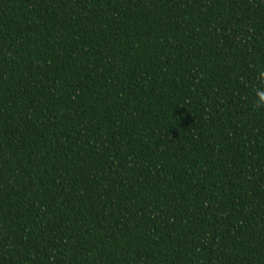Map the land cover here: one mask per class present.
Wrapping results in <instances>:
<instances>
[{
	"label": "trees",
	"instance_id": "1",
	"mask_svg": "<svg viewBox=\"0 0 264 264\" xmlns=\"http://www.w3.org/2000/svg\"><path fill=\"white\" fill-rule=\"evenodd\" d=\"M0 264H264V0H0Z\"/></svg>",
	"mask_w": 264,
	"mask_h": 264
}]
</instances>
